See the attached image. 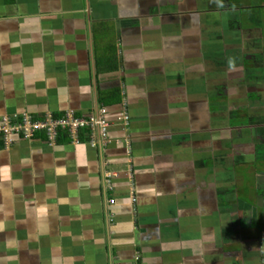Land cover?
I'll list each match as a JSON object with an SVG mask.
<instances>
[{"label": "crops", "instance_id": "0c3cea01", "mask_svg": "<svg viewBox=\"0 0 264 264\" xmlns=\"http://www.w3.org/2000/svg\"><path fill=\"white\" fill-rule=\"evenodd\" d=\"M251 4L0 0V123H109L93 145L87 128L0 138V264H264Z\"/></svg>", "mask_w": 264, "mask_h": 264}, {"label": "built area", "instance_id": "2783aa9c", "mask_svg": "<svg viewBox=\"0 0 264 264\" xmlns=\"http://www.w3.org/2000/svg\"><path fill=\"white\" fill-rule=\"evenodd\" d=\"M120 118L123 122L127 120L124 115ZM107 127L108 123L106 122L103 110L99 111L97 116L89 117L84 121L73 115H68L61 119L47 115L46 118L41 120H35L28 115H22L18 119L10 120L8 117L2 119L0 123V138L3 142V147H7L11 145L14 136H18L21 140L29 141L41 133L45 134L48 139H54L58 129H63L67 131L72 140L76 141L78 139V131L87 128L90 132V143L93 145L95 135L97 139L101 140L105 135ZM130 203L134 205L136 203L135 198L131 197ZM108 204L111 206L114 204V201H110Z\"/></svg>", "mask_w": 264, "mask_h": 264}, {"label": "rangeland", "instance_id": "374dc122", "mask_svg": "<svg viewBox=\"0 0 264 264\" xmlns=\"http://www.w3.org/2000/svg\"><path fill=\"white\" fill-rule=\"evenodd\" d=\"M260 5H264V2L262 1ZM258 11L260 12V15L262 16L261 18H263L264 17V7H261V9H258ZM263 32H264V29H263ZM263 39H264V34H263Z\"/></svg>", "mask_w": 264, "mask_h": 264}, {"label": "flooded vegetation", "instance_id": "af4514ba", "mask_svg": "<svg viewBox=\"0 0 264 264\" xmlns=\"http://www.w3.org/2000/svg\"><path fill=\"white\" fill-rule=\"evenodd\" d=\"M262 1L264 2V0H260V3H261ZM255 7H257L258 9H261V7H264V5H260V4H259V6H257L256 4H255V5H252V4H251V9H250V11H251V10H254Z\"/></svg>", "mask_w": 264, "mask_h": 264}, {"label": "clouds", "instance_id": "9594fccd", "mask_svg": "<svg viewBox=\"0 0 264 264\" xmlns=\"http://www.w3.org/2000/svg\"><path fill=\"white\" fill-rule=\"evenodd\" d=\"M128 120V119H127ZM127 120H126V122H124L125 124H124V127H126L128 124H127ZM107 122V121H106ZM108 123V122H107ZM108 127H109V123H108ZM107 127V128H108ZM30 141V140H29Z\"/></svg>", "mask_w": 264, "mask_h": 264}]
</instances>
